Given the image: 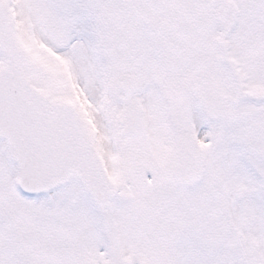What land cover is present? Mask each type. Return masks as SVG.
I'll return each mask as SVG.
<instances>
[{
    "label": "snow or ice",
    "instance_id": "6c2138e0",
    "mask_svg": "<svg viewBox=\"0 0 264 264\" xmlns=\"http://www.w3.org/2000/svg\"><path fill=\"white\" fill-rule=\"evenodd\" d=\"M0 264H264V0H0Z\"/></svg>",
    "mask_w": 264,
    "mask_h": 264
}]
</instances>
